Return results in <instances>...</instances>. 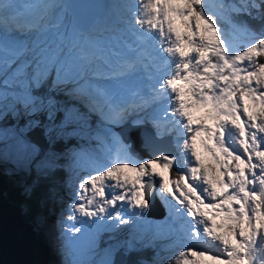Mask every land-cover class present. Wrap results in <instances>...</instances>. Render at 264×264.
<instances>
[{"label": "snow or ice", "instance_id": "1", "mask_svg": "<svg viewBox=\"0 0 264 264\" xmlns=\"http://www.w3.org/2000/svg\"><path fill=\"white\" fill-rule=\"evenodd\" d=\"M40 7L24 21L0 0V122L25 119L17 151L47 181L24 186L26 211L39 218L67 171L61 247L88 237L100 256L88 264H122L121 248L138 250L143 237L101 238L143 221L153 197L167 216L143 246L170 243L152 264H264V0H129L113 6L111 46L62 31L60 5ZM101 62L111 88L96 83ZM136 129L152 158L133 151ZM66 136L86 143L57 150ZM164 136L175 151L156 154Z\"/></svg>", "mask_w": 264, "mask_h": 264}, {"label": "rangeland", "instance_id": "2", "mask_svg": "<svg viewBox=\"0 0 264 264\" xmlns=\"http://www.w3.org/2000/svg\"><path fill=\"white\" fill-rule=\"evenodd\" d=\"M24 1L26 3L28 0H24ZM62 1L63 0H59V1L57 0L56 2H54V0L52 1V2L60 5V7H57L53 10L54 16L57 20H59L61 22V25H62L61 30L62 31L66 30L69 34H73V32L76 28L70 23L69 16L66 12V9L63 7ZM127 1L129 2V0H127ZM22 3H23V5L25 4L24 2H22ZM120 4H124V3L123 2L121 3L118 0H111V7L108 9V11L106 12V14L103 17L94 21L95 23L92 24V30L91 31L90 30L82 31V32L90 33V34L92 33L91 35L95 38H98L102 44H107V45L111 46V44L116 40V36L114 35V32L117 33L118 31H120L119 16H118L119 10L112 11V9L114 8L113 7L114 5H120ZM75 31H77V29ZM78 32H81V31L78 30ZM102 38H104V39L102 40ZM112 40H114V41H112ZM103 41H104V43H103ZM261 59L264 60V58H261ZM97 68H99L100 70H97V75H98L99 79L96 80V83L98 82V84L103 85V86H107L110 88L113 87L115 85V81H110L108 79H105V77L108 75V73L106 70L103 69L102 62L99 64V66ZM91 119H95V118L92 117ZM26 131H27V129L25 128V119L24 118L9 117L7 120L0 122V175H2L5 178L6 182H8L7 181V179H8V180L13 181L14 184L23 185V183H25L22 186V190H20L23 194H24V192H23L24 186L26 184L31 183V181H28V183L23 181L25 176L29 172V170L31 169L35 174H39L38 173L39 165L37 164L36 159L33 158L32 155L22 154V153H19L17 151L16 138L20 134L26 135ZM67 137H71L72 141H69L70 139H68ZM64 140L66 141V143H63L59 147H58V145H56L58 147V148H56L57 150L63 149L65 147L75 148V147H77V145H83L84 143H86L84 141H81L78 137H72V136H66ZM135 141L138 144V147L142 151V152H140L137 150L142 155V156L140 155V157L141 158H152V156L154 154L153 150L150 148L144 147L141 137H139L137 134H136ZM170 143L172 144L171 145L172 150H170L168 152H163L162 150H159V151L155 150V152L157 151L156 154H159L161 152L162 153L174 152L175 146H174L172 137H170ZM45 148H47V146ZM168 149H170V148H168ZM149 152H152V153H149ZM176 174L177 173H176V169L174 166L171 175H172V177H175ZM57 175L58 176L56 177V179L59 182L58 196L49 202L46 210L44 211V213L39 218H36L33 215L30 218V222H31V226H32L33 230H34V227H40L41 228V230H42L41 236L43 239L42 241L45 244L44 246L45 247L47 246L49 251H50L49 255H48V257H50V258L46 257L47 259L45 258V261H42L40 264H73L74 261L75 262H82V264H88V262L93 260V259L99 260L100 256L93 257L88 252V244H89V238L88 237L81 238L79 240V242L74 247H72L70 249L63 248V251L61 249L62 252L59 250L57 252V250L54 249L52 238H50V231H52V229L54 227H60V229H61L60 220L62 217L66 219V217L70 214L67 211L66 205L71 203V200H72V190L70 187V174H69V172L61 171ZM8 189H9V186L7 184L4 191H8ZM60 191H62V193H63L62 195H61ZM155 198L156 197H154V199ZM154 207H155L156 215H153L150 213L149 214L145 213L144 220L137 222V224H135V225L124 226V229L122 231L116 232L114 234L113 233H104L102 235V238H101L100 246L101 247L105 246L103 242L108 241V237L110 235H115L116 238L122 242L132 238L133 236L143 237L144 238L143 242L138 243L137 245L148 244L150 239H151L152 234L155 232L154 231V225L152 222L154 220H157V222L163 221V219H160V216H162V215L158 212L156 199L154 200ZM21 210H22V208H21ZM163 215H164V213H163ZM33 223H35L36 226H34ZM48 227H49V229H48ZM45 233L46 234L48 233L49 236L45 235ZM148 235H149V237H148ZM36 236H37V240H40L41 236L37 235V233H36ZM30 239H33V238H30ZM168 243H170L169 240H161L160 241L158 239V240L152 241V244L155 246L154 247L153 246L147 247L148 248L147 252H148V250H150V252H148V253H149V256L151 257L148 264H152V262L155 259V253L157 251H159L161 248H163V246L168 244ZM58 245L61 248L60 238L58 240ZM47 247H46V249H47ZM60 252L62 253L61 255H60ZM119 253H122V256L117 254L116 257L118 258V261L121 262L122 261L121 259H123V255L125 253L124 249L121 248ZM171 254H174V253L161 251L162 256H169Z\"/></svg>", "mask_w": 264, "mask_h": 264}, {"label": "water", "instance_id": "3", "mask_svg": "<svg viewBox=\"0 0 264 264\" xmlns=\"http://www.w3.org/2000/svg\"><path fill=\"white\" fill-rule=\"evenodd\" d=\"M105 6L106 0H66L64 3L70 22L77 29L87 28L95 16L101 15ZM140 132L139 129H136L131 133L133 151L139 156L141 154L135 146V138L136 134L140 135ZM164 139L170 143L169 136H164L161 140ZM171 145L170 143L168 147L157 151L168 152L172 150ZM6 186L5 178L0 175V264H27V262L33 264L29 252L25 249L26 244H24L25 240L29 241L30 234H32L31 222L23 218L20 205L7 198L4 191ZM154 209L153 197L146 213L154 215L156 213ZM117 254L122 256V253L118 252ZM117 254L114 258L118 261Z\"/></svg>", "mask_w": 264, "mask_h": 264}, {"label": "trees", "instance_id": "4", "mask_svg": "<svg viewBox=\"0 0 264 264\" xmlns=\"http://www.w3.org/2000/svg\"><path fill=\"white\" fill-rule=\"evenodd\" d=\"M242 19H247V18L243 17ZM252 23H254V22H252ZM26 135H29V133L27 131H26ZM30 135H31V138L33 140L37 141L40 145H42L44 147L47 146L45 144L43 137H41L39 131L33 132ZM67 138L70 139L69 141H72L71 137H67ZM64 139L62 141L58 140L56 145H58V147H59L63 143H66V141ZM58 147L56 146V148H58ZM7 181H8L7 184L9 186V189H8V191H5L6 196L10 200L17 202L20 205V207L22 208V214H23L24 218L27 219L28 221H30V218L32 217V215L26 211V209L29 206V201L26 199L25 195L20 191V190H22V186L25 183H23V185H21V184H14L13 181L8 180V179H7ZM23 181L26 183H28V181H31V183L36 182V181H39L40 183H46L47 182L43 177H40L39 174H35L31 169L29 170V172L27 173V175L25 176ZM57 183L59 185L58 181H57ZM60 192L62 195L63 194L62 191H60ZM35 223H33V225H36ZM34 231L37 233V235L41 236L42 230L40 227H34ZM42 240L43 239L41 236L40 240H38V246H37V250H36L37 251L38 264H40L42 261H45L44 259L46 257L50 258V257H48L50 251H49L47 246H46L47 247V249H46ZM137 249H138L137 251H134L132 253H124L123 259L121 261L122 264H136V261H138V260H145V261L149 262L151 257L149 256V253H148V252H150V250H148V252H147V249H148L147 246H143L142 244H139V245H137Z\"/></svg>", "mask_w": 264, "mask_h": 264}, {"label": "bare ground", "instance_id": "5", "mask_svg": "<svg viewBox=\"0 0 264 264\" xmlns=\"http://www.w3.org/2000/svg\"><path fill=\"white\" fill-rule=\"evenodd\" d=\"M24 1V0H23ZM47 1H49V2H52L53 0H47ZM57 0H54V2H56ZM59 1V0H58ZM118 1H120L121 3L123 2V3H127L128 1L127 0H118ZM114 4V3H113ZM106 8L105 9H103V11L101 12V15L100 16H95V18L93 19V21H92V23L87 27V28H84V29H77V32H78V30L79 31H88V30H92V24H94L95 22L94 21H96L97 19H99V18H101V17H103L105 14H106V12L108 11V9L111 7V0H107V2H106V6H105ZM117 11L118 9H112V11ZM110 24V23H109ZM106 26V25H105ZM115 28V27H114ZM75 29V30H76ZM113 29V28H112ZM89 31V32H90ZM119 32V31H118ZM117 32V33H118ZM92 34V33H91ZM98 39V38H97ZM104 38H102V40H103ZM111 39V38H110ZM107 40V39H106ZM112 41H114V40H112ZM111 42V41H110ZM103 43H104V41H103ZM107 45V44H106ZM98 66H99V64H98ZM97 66V67H98ZM103 69L104 70H106L104 67H103ZM97 70H100L99 68H97ZM98 83V82H97ZM94 118V117H93ZM140 131H142V129H139ZM149 130H151V129H149ZM132 139V138H131ZM133 141V140H132ZM135 142V141H134ZM169 142H168V140L167 139H164V140H161V139H159V140H157L156 141V145H155V150H158V149H162V148H166V147H168L169 146ZM135 146H136V148H137V150L138 151H140V152H142L141 151V149L138 147V144L135 142ZM145 153V152H144ZM149 153H152V152H149ZM148 153V154H149ZM156 199V201H157V208H158V212L162 215V216H160V219H163L164 220V218L167 216V210H166V208L164 207V205L160 202V200L158 199V198H155ZM154 199V200H155ZM155 208V207H154ZM155 210V209H154ZM157 210V209H156ZM155 212V211H154ZM163 213H164V215H163ZM154 215H156V213L154 214ZM23 218H24V216H23ZM59 223V222H58ZM153 225H154V231L156 230V224L158 223L157 222V220H154L153 222ZM141 225V224H140ZM149 225V224H148ZM31 226V225H30ZM34 226H36V225H34ZM144 226V225H143ZM145 228V227H144ZM31 229H32V234H30V237H29V241L27 242V240H25L24 241V244H26L25 245V249H26V251L27 252H29V254H30V258L32 259V262H33V264H37L38 263V261H37V247L36 246H38L37 244H38V240H37V236H36V232L33 230V228H32V226H31ZM48 229H49V227H48ZM51 229V228H50ZM151 229V228H150ZM138 230V229H137ZM50 231V230H49ZM45 235H47V236H49V234L47 233H45ZM153 235V234H152ZM40 236V235H39ZM59 237H60V227H54L53 229H52V231H50V238H52V242H53V246H54V249H56L57 250V252H58V250L59 251H61V249H62V251H63V247H61L60 248V246L58 245V240H59ZM148 237H149V235H148ZM152 237V236H151ZM30 238H33V239H30ZM27 239V238H26ZM161 241V240H160ZM45 245V244H44ZM155 245H153V247H154ZM61 251V252H62ZM60 252V255L62 254ZM59 255V256H60ZM45 258V257H44ZM47 259V258H46ZM206 259V258H205ZM45 260V259H44ZM27 264H28V262H27ZM29 264H30V262H29ZM208 264H211V262H208Z\"/></svg>", "mask_w": 264, "mask_h": 264}]
</instances>
